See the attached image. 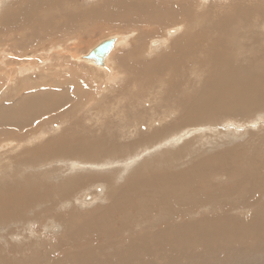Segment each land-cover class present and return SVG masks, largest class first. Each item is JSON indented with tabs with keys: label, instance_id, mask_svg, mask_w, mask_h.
<instances>
[{
	"label": "rangeland",
	"instance_id": "374dc122",
	"mask_svg": "<svg viewBox=\"0 0 264 264\" xmlns=\"http://www.w3.org/2000/svg\"><path fill=\"white\" fill-rule=\"evenodd\" d=\"M5 1L8 3L0 7V17L10 15L22 18L21 15L25 10L19 3H14L17 0ZM117 1L119 0H109L106 8ZM154 1L159 4L145 11H139L138 6H135L132 13L119 16L103 18L100 14L89 17L79 15L73 20L71 16H74V13L71 14L73 11H70V6L77 3L79 7L74 10L80 12L79 9L85 10L91 5L100 6L104 0L89 2L75 0L74 4L64 0L63 7L66 6V10L70 12L63 18L65 20L51 19L43 9L37 13L36 16L41 15L36 21L40 20L42 25L49 23L46 29L36 24V21L31 22L27 27L21 25L14 30L6 27L8 24L0 27V49H4L5 52L0 51V59L4 58L3 61L0 60V120L3 121L0 122V137L5 134L6 138L13 140V143L21 141L29 147L15 152H1L6 159L2 158L0 162V206L3 205L4 195L12 194L16 199L25 201L20 213L16 212L10 218L2 219L4 224H1L0 232V243H2L0 261L3 264H65L66 251L84 250L87 246L98 244L104 246L98 252V256L115 260L119 252L126 251L123 242L127 238L137 234L139 236L149 229L161 228L173 220L180 219L166 210H158L159 206H146L141 203V200L149 198L146 197V192L130 191L133 197L124 201L121 208L116 205L111 206L112 200L108 196L96 198L97 194L94 191L91 192L96 198L93 203L82 200L95 183H107L110 192L122 188L128 179L126 177L116 180L117 175L107 167L108 163L117 161L122 154L131 155V149L122 145L123 136L117 137L112 134L111 125L96 128L100 113L112 108L117 109L119 103L124 102L125 112L140 109L144 119L149 116L147 109L152 112L148 107L152 94L155 95L153 98L159 105L158 111L170 109L169 113H174L179 107L182 110L187 108L194 101L191 96L195 93L200 95L201 90L206 91L205 77L210 78V84L217 87L218 93L225 88V81L230 77L245 80L240 91L250 84H255L257 80L264 79L250 67L254 56L261 58L263 56L264 32L260 29H264V0H207L206 3L202 0ZM244 6H250L255 12L245 13ZM258 10L259 14L256 12ZM118 13L122 14V12ZM163 15L170 19L163 18ZM257 18L260 21H256ZM222 19L229 22L235 20L234 23L244 20V26L247 27L242 29L228 27V35L222 36L213 27L215 20ZM256 22L261 25H257ZM21 23L12 21L15 27ZM178 27L181 29L174 32V35L203 34L201 40H195L198 44L199 41L201 43L189 46L190 48L185 47V44L179 40L176 43L169 42L167 48L161 43L155 45L154 40L164 39L165 35L171 38L167 34L173 32L169 30ZM246 30H253L254 32H251L254 34L257 32L258 36L247 35ZM128 32L131 35L127 38L129 44L117 46L109 57L114 71L119 74L115 80L110 81L108 75L101 71L103 69L98 70L99 66L84 61L89 50L102 39L121 36V34L125 36ZM256 36L258 42L254 41ZM208 40L210 42L226 40L227 43L231 40L228 46L233 56H231L232 66H225L223 61L220 63L211 61V57H214V60L219 57L215 56L213 51L205 50L204 46ZM156 47H159V51H155ZM73 55L79 56L80 61L73 58ZM138 59H143L146 65L145 70L139 73L142 80L134 77L135 72H138L136 66ZM6 61L12 62L9 70L11 78L3 70L6 69L3 68ZM110 61L109 64L107 63V68L110 67ZM21 62L29 64L30 70L20 72ZM128 62H131L129 66ZM247 62L250 68L243 66ZM150 72L158 74V77L147 84L148 82L143 79H152L148 76ZM98 100L101 104L92 110ZM128 101L133 105L130 106ZM90 110L92 111L89 112ZM262 115H264V104L252 113L223 114L219 124L234 117L241 123L238 126L239 130L229 129L233 127L232 123L228 122L226 126L229 128L223 127L220 130L226 132V139H216L218 143L215 147L200 149L191 159L179 164L177 168L191 167L235 145L243 147L251 145L254 134L264 130V117L260 118ZM208 132L209 130L204 134ZM196 136L198 134L190 137L195 139ZM172 149L174 148L171 146L164 150L161 148L151 155L149 153L141 156L140 164L142 161L146 162L157 157L156 162L144 165L142 172L168 168L172 171L173 162L165 160L166 155L163 154ZM7 160L9 166L2 168ZM75 165L77 171L70 172L69 168ZM81 165H89V167ZM208 172L212 176L209 179L210 187H220L223 190L242 194L243 189L234 188L231 182L214 175L211 167ZM189 182L190 185L185 191L186 194L193 195L195 188L198 187V180L192 177ZM193 183L196 184L192 187ZM262 191L263 189H260L257 192ZM208 193L211 194L212 190ZM255 197L256 193L242 205V208L253 217L264 218V202L262 200L255 202ZM232 198L234 197H230ZM204 207L205 205L199 206L196 211L192 209L190 215L196 213V216H201ZM140 209H143L142 214L138 212ZM67 214L78 218L80 229L87 235L82 236L75 231L73 233L75 245L68 246V250H65L59 248V245L68 238L70 229L68 228L65 236L55 238L56 234L61 232V227L57 222L50 223L49 218H62ZM99 215L103 216L101 221ZM123 215H127L125 220L121 218ZM101 224L107 225V232L103 236L105 243L96 230ZM30 225L32 229H29ZM53 226H58L59 230H52ZM242 246L244 247L245 244ZM27 247L29 250L27 249V252L25 250V253L23 250ZM248 247L249 245L238 251L222 249L214 252L208 264H236L235 258L241 264L244 259H249L253 264L262 263L264 251ZM162 256L172 257L165 249H162ZM173 258H175L174 264H204L200 250L188 260L176 256Z\"/></svg>",
	"mask_w": 264,
	"mask_h": 264
},
{
	"label": "bare ground",
	"instance_id": "6f19581e",
	"mask_svg": "<svg viewBox=\"0 0 264 264\" xmlns=\"http://www.w3.org/2000/svg\"><path fill=\"white\" fill-rule=\"evenodd\" d=\"M69 1L71 4H74L75 0ZM84 1L89 2L91 0ZM108 1L109 0H104V3L100 6L91 5L85 10L79 9L80 12L74 10L77 7V3H75L72 7L70 6V11H73L71 14L74 13V16L72 15L71 18L74 20V18L79 15L89 17L98 16L99 14L100 17L109 18V16H119L129 12L132 13L133 7L135 6H138L139 11H145L159 4V2L154 0H140L139 2H136L135 0H119L117 2H112V4L106 8ZM202 1L204 3L207 2V0ZM7 3L5 0H0V7ZM14 3H19L21 8L25 10L23 15H21L22 18L12 17L10 15L2 16L0 17V27L5 24H8L6 27H10L13 30L15 28H19L21 25L27 27L31 22L36 21V18L41 15L36 16L41 9L45 10L46 15L51 19H63L66 17V14L70 13L69 10H66V6L63 7V3H65L64 0H17ZM243 8L245 13L255 12L250 6H244ZM118 12H122V14H119ZM256 12L259 14V10ZM163 18L168 20L170 19L169 17H166V15H163ZM258 20L259 19L257 18L256 21ZM12 21L22 23L15 27L13 26ZM234 22L235 20H232L231 22L226 19L215 20V26L213 27L217 30V33L222 34V36L228 35V27L235 29L247 27L246 24V27L244 26V20L240 23ZM257 23L258 22H256V24ZM36 24H39L45 29L49 25V23H44L42 25L40 20H37ZM181 26L183 27V25ZM180 29L181 27L169 30V32H173V34H167L168 36H171V38H168L165 35L164 39L159 41L154 40L155 45L157 46L161 43L163 47L167 48L169 42L176 43L179 40L185 44V47L187 46L188 48L189 46L199 45L201 41H199L198 44L195 40H201L204 37L203 34L193 36L174 35V32H177ZM260 30H262L261 32H264V29ZM135 31L132 32L134 35ZM251 31L246 30V34L257 35V32L254 34V31ZM129 35L130 33L128 32L125 36H122L121 34V36H111L99 41V43L93 48L99 46L105 40H114L112 48L103 56L101 63L96 62L94 58H88V54L93 48H91L87 54L85 53L86 55L84 58L86 60L84 61L94 63L96 67L99 66L98 70L100 71L103 69L101 71H104V73L108 75L110 81L115 80L119 74L114 71L112 61L109 60V57L117 46L124 43L126 46L129 44L127 41ZM257 36L254 41H257ZM140 38L141 37H139V39ZM228 43L230 44L231 40H228ZM228 43L226 40H216L212 42L209 40L207 41V44L204 46L205 50L213 51L215 56L219 57L216 60H214V57H211V61H217L218 63L223 61L225 66L233 65L231 63V60H233V58H231L232 53H230L231 48L228 46ZM158 48L155 51H159ZM1 50H3V53L4 49H0V51ZM262 51V58L261 56H254L253 63L250 67L257 74L264 77V47ZM72 57L80 61L78 58L79 56L73 55ZM0 60L3 61L4 58H1ZM109 61L110 67L107 68ZM11 63L12 62L6 61L4 63L5 65L2 63L5 67L1 66V68L3 67L7 69L6 71V69L2 68L9 78H11V74H9ZM136 66L138 67V72L134 71V77H138L142 80L139 73L145 70L146 65L143 63V59H138ZM243 66L250 68L248 62ZM30 67L31 66H29V64L21 62L19 70L24 73L29 71ZM148 76L152 79L143 80L147 81V84H150L157 79L158 74L150 72ZM209 79L210 78L207 79L205 77L206 85L204 87H206V91L201 90L200 95L199 93H195L191 96L194 101L184 110L179 107L174 113H169L170 109L158 111L159 105L153 98L155 95L153 96L152 94L149 98L150 104L148 106L152 112L150 113L147 109V114H149V116L145 115L146 117L144 119L142 118V111L140 109H135V111L129 113L125 112L124 102L119 103L117 109L112 108L99 114L97 117L96 128H103L111 125L113 127L112 134L117 137L123 136L124 140L121 142L122 145L131 149V155L125 156V154H122L117 161L107 164V167L111 169L112 173L117 175L116 180H122L126 177H128V179L122 188L115 191L111 190L110 192L109 185L107 183H95L91 189L85 193L82 200L87 203H93L96 198L108 196V198H111L112 200L111 206L116 205L121 208L124 201L126 202L133 197L130 194V191L146 192V197L149 196V198L141 200V203L146 206H159L158 210H166L171 215H176L175 217H179L180 219H178V221L173 220L161 228L149 229L139 236L137 234L132 238H127L123 242L126 251L119 252V255L116 256L117 259L115 260L107 259L105 256H98V252L104 248L102 244H98L94 246H87L84 250L66 251L67 254L65 255V264L68 262L70 264H174V256H176V258L188 260L190 256L197 252V250H200V253L204 258L203 263L208 264L211 261L210 256L213 255L214 252L222 251V249L226 251L229 249L238 251L245 249V246L249 245L248 248L251 246L256 250L264 251V218L253 217L249 212L242 208V205L247 203L254 193H256L255 202L260 200L264 202V130L255 133L251 145L247 147L235 145L231 148L217 152L191 167L177 168L179 164H183L187 160L191 159L200 149L205 147H215L218 143L217 140L226 139V132H222L223 130L220 132V130L223 127L229 128L226 126L228 122L232 123L233 127L229 129H234V131L239 130L238 126L241 123L234 117H230L219 124L223 114H239L240 112L252 113L264 104V79L257 80L255 84H250L245 89L240 91V88L244 85L245 80L239 77H230L226 79L225 88L219 93L217 87L210 84L211 81ZM240 80L242 83H240ZM206 92L209 94H206ZM128 103L131 106V101H128ZM100 104L101 102L98 100L92 110L96 109ZM133 107L134 106H132V108ZM110 110L113 111L110 112ZM262 117H264V115L260 118ZM0 122L3 123L2 120H0ZM167 122L169 124H166ZM208 130L209 132L205 135L204 133ZM196 134H198V136H196L195 139L190 137ZM230 139H232V137ZM170 146L174 149L165 151L163 154L166 155V159L164 158L165 160L173 162L172 166L174 169L172 171H170L171 168H168L164 170L158 169L159 171L156 169V171L142 172V167L146 164L151 165L153 162H156L157 157L152 158V160L149 159L146 162L142 161V164H140L142 159L141 156L149 153L151 155L159 151L161 148L164 150V148H168ZM140 147L142 148L137 150ZM25 148H29L28 145H24L21 141L13 143V140L6 138L4 134L0 137V162L2 161V158L6 159V157L2 155V151L15 152L19 149ZM69 165L71 164H68V166ZM8 166L9 160H7L2 168ZM76 166L77 165L70 167V172H76ZM81 166L89 167V165ZM210 167L212 168L214 175L225 181L231 182L234 185V188L243 189L242 194L239 195L230 190H223L220 189V187H210L209 179L212 177L208 172ZM192 177H196L198 180V187L195 188L193 195L186 194L185 191V189L190 185L189 181ZM195 184L196 183H193L192 187ZM260 189H263V191L260 193L257 192ZM209 190H212L211 194L208 193ZM93 191L97 194L96 198L91 193ZM230 197L234 198L230 199ZM2 203L3 205L0 206V232L1 224H4L2 219H8L16 212L20 213L25 205V201L18 200L14 195L9 194L2 197ZM202 205H205V207L202 209L204 213L201 216H196V213L190 215V211L192 209L196 211V208ZM138 212L142 214L143 209H140ZM186 213H188L189 216L185 215ZM182 215L184 217H182ZM126 216L127 215H123L121 218L125 220ZM99 218L101 221L103 216L99 215ZM77 221L78 218L70 214H67L62 218H49L50 223L57 222L61 227V232L57 233L55 238L65 236L68 232V228L70 229L68 238L63 244L59 245V248L68 250V246L75 245L73 234L75 231L79 232L82 236L87 235L86 232L80 229ZM32 225H30L29 229H32ZM46 227L47 226L45 225L44 228L46 229ZM27 228L28 227H26V230H28ZM51 228L54 231L59 230L58 226H53ZM96 230L101 240L105 243L103 236L105 232H107V225L104 226L101 224L100 227L96 228ZM3 239L6 240L7 238ZM229 242H231V244H229ZM243 244H245L244 247L242 246ZM0 246H2V243H0ZM2 248L4 249V247ZM27 249L29 250V247L25 248L23 251L25 252L26 250L27 252ZM162 249H165V251L171 254L172 257L166 258L162 256ZM12 260L13 259H11V261ZM235 261L236 264H241L237 258H235ZM0 263L3 264L1 261ZM242 264L253 263L250 262L249 259H244ZM260 264H264V261Z\"/></svg>",
	"mask_w": 264,
	"mask_h": 264
},
{
	"label": "water",
	"instance_id": "95a60500",
	"mask_svg": "<svg viewBox=\"0 0 264 264\" xmlns=\"http://www.w3.org/2000/svg\"><path fill=\"white\" fill-rule=\"evenodd\" d=\"M114 40L109 39L102 42L99 46L93 48L88 54V58H94L96 62L101 63L103 56L112 48Z\"/></svg>",
	"mask_w": 264,
	"mask_h": 264
},
{
	"label": "crops",
	"instance_id": "0c3cea01",
	"mask_svg": "<svg viewBox=\"0 0 264 264\" xmlns=\"http://www.w3.org/2000/svg\"><path fill=\"white\" fill-rule=\"evenodd\" d=\"M94 196V195H93Z\"/></svg>",
	"mask_w": 264,
	"mask_h": 264
}]
</instances>
